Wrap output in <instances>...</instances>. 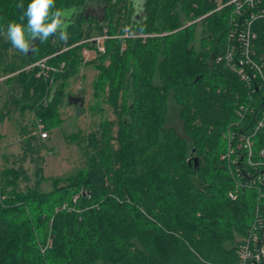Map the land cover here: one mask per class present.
Wrapping results in <instances>:
<instances>
[{"label":"trees","instance_id":"1","mask_svg":"<svg viewBox=\"0 0 264 264\" xmlns=\"http://www.w3.org/2000/svg\"><path fill=\"white\" fill-rule=\"evenodd\" d=\"M230 1L144 0L137 19L132 0H55L56 8L77 9L66 42L58 37L39 41L29 55L0 35V78L16 72L7 78L18 83L14 99L42 120L55 119L65 98L69 101L67 83L85 61L83 50L94 47L96 57L85 61H100L93 94L117 111L121 139L114 146L99 141L98 130L92 132L87 144L94 154L84 171L66 178V187L58 185L60 178L50 179L54 188L45 190L41 165L37 163L32 185L23 163L28 153L40 154L36 147L44 140L36 129L29 135L21 164L0 168V264L238 263L240 245L255 217L258 191L238 187L220 153L226 143L227 159L239 152L247 155L244 147L238 151L242 141L237 136L227 141L223 133L226 127L235 135L253 130L262 116L264 86L255 85L253 111L241 120L238 105L249 102L248 87L217 58L229 43L230 26L237 31L249 22L251 57L264 68V15H258L257 5L243 7L239 16ZM30 2L0 0V29L6 30L10 21L19 23ZM96 4L103 5L101 17L88 11ZM199 23L201 44L196 51L192 44ZM126 26L140 35L120 38ZM105 33L113 37L103 41V55L98 54L97 42H83ZM232 43L239 44L237 35ZM66 46L71 47L59 52ZM47 56H52L47 61L56 70L45 76L34 63ZM54 87L45 106L44 97ZM84 92L77 94L85 99ZM170 95L181 105L186 137L176 127L165 126ZM253 140L254 159L264 160L258 153L264 149V126ZM192 156L199 158L198 167L189 163ZM233 164L247 166L241 159ZM241 169L243 180L248 170L256 171L250 165ZM73 193L78 194L75 202Z\"/></svg>","mask_w":264,"mask_h":264},{"label":"rangeland","instance_id":"2","mask_svg":"<svg viewBox=\"0 0 264 264\" xmlns=\"http://www.w3.org/2000/svg\"><path fill=\"white\" fill-rule=\"evenodd\" d=\"M132 1L136 8L135 16L139 19L143 13L142 7L144 0ZM88 11L101 17L103 14V5L96 4L91 7V9H88ZM128 27L129 26H126V31L123 34L118 35L120 38L136 37L134 31ZM197 27V34H199L202 25L199 23ZM200 42L201 35L199 34L194 44H192L195 46L196 51H200ZM121 46L122 49L125 48L126 42L124 41L121 43ZM97 48L99 51L98 54L100 53V55L107 52L106 44L103 42L98 44ZM96 55L97 51L92 47L89 55L86 56L87 59L84 57V60H92ZM107 57L110 56L107 55ZM85 61L81 64L77 74L69 79L66 87V92L68 94H77L85 90L84 106L79 108V106L69 104L67 98H65L62 105L59 107V114L55 119L50 120L44 118L42 120L46 124L49 136L43 140V144L37 145L36 148L39 150L40 154L28 153V155H26V160L23 162L24 166L32 175V181L30 183L32 185L35 182L34 171L37 167V163L41 165L44 177L47 178V181L41 183V187L45 190L54 188L52 180L50 179L56 180L60 178V180H56V182L58 185H64L66 187V185L70 183L66 178L84 171L87 166L88 157L94 154L93 147L87 144L92 132L96 130L99 131L97 132V137L101 142L110 141L116 146L118 144L117 141H121L118 132L120 131V122L118 120V113H116L117 111L111 106L109 101H104L103 99L100 101L101 99L96 98L93 94L94 89L92 81L99 73L96 66L100 61H96V65L93 63L86 64ZM109 62L110 61L107 59L104 63L108 64ZM15 73L0 78V168L9 166L16 168L21 164L20 159L24 155L26 149L25 142L28 141V137L31 133L36 132V120L40 118L35 116L33 112L24 110L21 105L22 102L19 101L20 103L18 104V100L16 101L14 99L19 92L18 83L13 80L7 81V78ZM160 80L161 79L157 76L155 82L159 83L161 82ZM167 99L168 114L165 126L176 127L181 136L184 137L183 121L180 116L181 105L171 95ZM127 102L132 104L131 99L130 101L127 100ZM117 103L121 105L123 103L122 99H118ZM243 105L246 104L243 103L238 105L237 113L240 112L239 108L242 109L241 107ZM238 116L241 118L240 113ZM124 117H127V114L124 115ZM103 123L108 124V126L103 125ZM233 131L232 127H226L223 136L227 138V134L233 135ZM239 135L240 134H236L237 137H239ZM225 144L220 153V159L226 160L224 164L226 163L227 170L233 174L236 167H234L233 163H230V159H227V157H229V150L225 147ZM233 154L234 153H232V155ZM24 185L25 183H22V186ZM77 196L78 194L76 193L72 194L73 202L76 201L75 199Z\"/></svg>","mask_w":264,"mask_h":264},{"label":"built area","instance_id":"3","mask_svg":"<svg viewBox=\"0 0 264 264\" xmlns=\"http://www.w3.org/2000/svg\"><path fill=\"white\" fill-rule=\"evenodd\" d=\"M230 3H234L236 5V13L240 16L244 14V8L245 6H249L251 8L256 7L257 5H261L260 8H258L259 16L264 15V6L262 5L260 0H231ZM253 15V19H255L258 15L257 12L253 11L251 12ZM238 24V23H237ZM239 25V24H238ZM136 36H139L140 34H136ZM239 37V44H233L232 41H234L235 36ZM251 28L250 23L246 22L245 26H239L237 31L234 29V27L230 26L229 34H228V45L226 49L222 52L221 55L218 56V61H224L231 70L236 72L240 78L245 82V84L248 87L249 91V102L246 105H243L240 110L241 114V120H243L249 111H253V102L257 98L255 97V85L260 84L264 86V68L263 66L256 62L251 57ZM112 35H109L107 33L103 35H98L94 37L87 38L83 40V42H97L100 44L103 42L106 38H111ZM253 37H255V34H253ZM82 43V42H80ZM78 44V43H77ZM75 45V44H74ZM71 46H66L63 49H61L59 52L68 49ZM58 53V52H57ZM90 53V49L85 48L83 50L84 57L88 56ZM52 56H47L36 63L34 65H39L42 67V73L45 76H48L50 71H55L56 67L53 65H50L47 61ZM87 58V57H86ZM65 63H62V66ZM52 83V81H51ZM52 86V85H51ZM54 88L49 89V95L46 94L44 97L43 104L45 106L48 105V102L51 101L52 96L54 94ZM35 114V112H34ZM38 118V117H36ZM236 124H239L240 121ZM264 126V106L262 110V116L256 120L255 126L253 127V130L251 132H241L239 133L238 141L239 142L237 149H247V155L246 158L244 155L237 154L235 149L231 148V153H236L235 157H233L234 163H239V160H243L244 163H246V167L237 166L236 171L232 174L235 182L238 187H248V188H254L258 191V204L256 206L255 211V217L252 222L251 228L249 230V233L246 237L243 238V242L240 245L239 249V255L240 259L237 264H260L264 262V208H263V200H264V160H255L254 156V143H253V136L256 134L257 130H259L261 127ZM36 127H37V133H39L40 137L42 139H46L49 136V131L46 129V124L42 121L41 118L36 120ZM235 134H227L228 141H232L235 138ZM244 147V148H243ZM259 155L264 158V149H260L258 151ZM232 162V163H233ZM248 165L253 166L256 168L254 172L251 170H248L247 172V178L246 180H243L245 178V172L241 168H248ZM259 167L261 168H257ZM232 197H236V193H230Z\"/></svg>","mask_w":264,"mask_h":264},{"label":"clouds","instance_id":"4","mask_svg":"<svg viewBox=\"0 0 264 264\" xmlns=\"http://www.w3.org/2000/svg\"><path fill=\"white\" fill-rule=\"evenodd\" d=\"M18 7L23 8V5ZM76 13L74 7L56 8L55 0H31L22 12L20 22H8L6 30L0 29V35H4L18 52L28 54L36 40L43 43L51 37H58L66 42L67 29Z\"/></svg>","mask_w":264,"mask_h":264},{"label":"water","instance_id":"5","mask_svg":"<svg viewBox=\"0 0 264 264\" xmlns=\"http://www.w3.org/2000/svg\"><path fill=\"white\" fill-rule=\"evenodd\" d=\"M38 43H39V40H36V41L33 42L32 50H30L29 53H28L29 55L34 51V49H35V47L37 46ZM68 99H69V101H68L69 104H73L75 106H79V108L85 102V99H84L83 95H81V94H76V95L71 94V95H69ZM192 160H193L195 166L198 167L199 166V158L197 156H192V159H189V163H192ZM260 264H264V262L260 263Z\"/></svg>","mask_w":264,"mask_h":264},{"label":"crops","instance_id":"6","mask_svg":"<svg viewBox=\"0 0 264 264\" xmlns=\"http://www.w3.org/2000/svg\"><path fill=\"white\" fill-rule=\"evenodd\" d=\"M43 141V140H42Z\"/></svg>","mask_w":264,"mask_h":264}]
</instances>
